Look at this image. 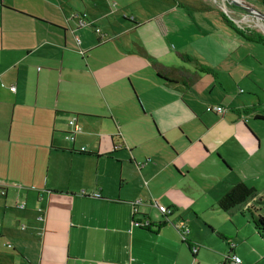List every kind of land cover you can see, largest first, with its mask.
<instances>
[{
	"label": "crops",
	"instance_id": "1",
	"mask_svg": "<svg viewBox=\"0 0 264 264\" xmlns=\"http://www.w3.org/2000/svg\"><path fill=\"white\" fill-rule=\"evenodd\" d=\"M106 1L112 19L97 0H0V184L9 185L0 192V264H202L209 256L188 212L195 183L207 179L195 170L210 158L230 172L234 153L257 156L245 131L259 144L258 136L240 123L264 121L256 117L264 116L258 42L209 4L218 12L151 0L165 6L140 14ZM76 14L91 24L80 26ZM207 77L215 87L197 94ZM214 104L225 113L206 110ZM127 128L144 138L131 139ZM121 149L142 153L149 181L168 173L160 197L172 213L138 206L135 218L150 219V228L132 224V198L98 170L99 160ZM207 181L199 188L205 193L217 185ZM195 211L202 219L205 209ZM184 225L199 246L196 256Z\"/></svg>",
	"mask_w": 264,
	"mask_h": 264
},
{
	"label": "rangeland",
	"instance_id": "2",
	"mask_svg": "<svg viewBox=\"0 0 264 264\" xmlns=\"http://www.w3.org/2000/svg\"><path fill=\"white\" fill-rule=\"evenodd\" d=\"M118 4L125 3L130 4L128 7L130 9L138 8L140 14L143 12H148L154 7H164L160 2L151 0H114ZM188 3H198L209 4L214 8L220 9L228 17H232L241 26H246L247 28L253 29L254 31L264 35V21L256 18L255 16L248 14L242 9L235 8L228 0H183ZM245 3L253 6L259 11L264 12V7L260 4L258 0H242ZM97 6L99 10L107 12L112 17L114 13L110 4L106 0H97ZM227 13H226V12ZM130 12V11H129ZM117 14H115L116 16ZM119 23H125L126 20L122 16L117 17ZM105 32V31H104ZM255 52L257 54V59L259 60L257 73L264 77V44L256 43L253 44ZM261 63V65H260ZM221 78L224 82L227 80L226 74H221ZM264 81V80H263ZM216 81H213L210 77L207 80L200 81L199 85L195 88L197 94H205L208 96L210 89L216 85ZM217 89V86H216ZM262 100L264 105V94H262ZM75 119V117H73ZM244 121L250 126V128L256 133L259 138V144L257 141L251 137L252 135L244 129ZM241 130L245 131V136L252 142L254 146L257 147L256 157L252 159L244 160V157H239L237 153H234L235 160L234 164L230 165L231 171H224L222 168L217 166L215 162H212L210 158L206 159L197 170H195L194 175L199 178H204L207 180L217 182V185L211 192L205 193V191L200 190V186L206 189L210 181L199 180V183H195L194 188H196V201L195 205L188 212V219L192 220L191 224L193 227V233L198 238L204 248V255L209 257L204 258L202 264H217L214 263L218 259V264H235L233 261H226L227 254L230 251L231 245L235 248L237 255L244 260V264H264V242L261 240L258 234H256L255 224L253 222L250 213L248 212L246 204L240 205L239 207L231 210L229 212H224L217 206V200L222 195H224L231 187V184L237 182L239 179H243L250 174L257 173L260 177L253 178V180H247V184L250 187L254 185L262 187L258 189L256 199H251L252 205L258 207V214L264 216V205L256 203V200L264 199V121H255L254 118L241 120ZM153 125V124H152ZM130 126V123H128ZM127 133L131 139H143L144 136L137 132L130 131L127 128ZM252 147L254 148V146ZM210 154H205L209 157ZM217 154H211L212 160L215 159ZM98 170L101 176H104L107 182L113 187H117V190L122 191L123 194L132 198V202L140 201L143 205L145 203L150 204V201H158L159 203L167 206L165 201H161L160 193L161 189L164 188V183L162 180L167 179L168 173L163 172L154 181H149V177L152 175L153 171L147 167V162L145 161L143 155L139 150L135 153L130 152V149H121L120 151L114 153L111 157L104 158L97 163ZM174 165L172 166V171L174 172ZM234 169V171H233ZM205 175V176H204ZM217 179L223 180L222 183L218 184ZM122 181V183H121ZM245 182V181H244ZM122 184V187H121ZM254 184V185H253ZM143 186L145 192L142 191L140 186ZM121 187V188H120ZM220 189V193H219ZM225 192V193H221ZM255 198V197H254ZM214 202H216L214 204ZM166 204V205H165ZM153 211L160 210L154 204L151 205ZM198 208L202 212V219H198L195 211ZM204 212V213H203ZM161 214V213H160ZM41 215V213H39ZM43 218V216H39ZM25 225V223H24ZM200 225V226H199ZM189 227V226H188ZM211 227L217 232H221L225 235V238H220L216 232H212ZM190 238V236H189ZM226 261V262H225ZM216 262V261H215ZM243 264V263H242Z\"/></svg>",
	"mask_w": 264,
	"mask_h": 264
},
{
	"label": "trees",
	"instance_id": "3",
	"mask_svg": "<svg viewBox=\"0 0 264 264\" xmlns=\"http://www.w3.org/2000/svg\"><path fill=\"white\" fill-rule=\"evenodd\" d=\"M158 1H162L165 3L171 4L173 7H184V8H188V9L195 8V9L204 10V11L214 10V8H212L211 6H208V5L203 4L201 2H198V3L196 2V4H193V3L191 4V3H188V2L183 1V0H158ZM258 1L264 7V0H258ZM232 6L235 8H239V7H236L234 5H232ZM239 9H241V8H239ZM217 10H214V11H217ZM220 14L233 29H235L237 32H239L243 36H245V38H247L251 41H254V42L264 44V35L263 34L258 33L256 31H254L253 29H249V28L239 29L236 26V24L223 11H220ZM142 54H143V52H142ZM144 54L146 55V53H144ZM159 76L165 80H168V81L172 80L170 77H168L167 74H165L163 72H161V73L159 72ZM256 117L258 119H264V116H261V115H257ZM80 152L86 153V154H93L92 152H88V151H80ZM8 187H9V185H7V184H0V192H3V194H5L6 191L8 190ZM255 195H256L255 187H250L248 184H246L243 181L236 182L218 200L217 206L222 211L229 212L232 209L239 207L240 205H243V204L247 205L251 201V199H254ZM256 201H257L256 203L264 205V199H259ZM130 204H131V202H130ZM247 210L250 213V216L252 217L253 222L255 224L256 234H258L259 237L261 238V240H263V242H264V216L257 213L258 207L256 205L248 206ZM211 230L216 232L220 238H225V236L222 233L215 231L213 228H211ZM185 241L191 247L194 244L193 242H190L189 240H185ZM234 250H235V248L231 245L229 254L227 255V258H226V261L231 262V257L235 254ZM191 252H192V250H191ZM192 254L194 256H196L195 253L192 252Z\"/></svg>",
	"mask_w": 264,
	"mask_h": 264
},
{
	"label": "built area",
	"instance_id": "4",
	"mask_svg": "<svg viewBox=\"0 0 264 264\" xmlns=\"http://www.w3.org/2000/svg\"><path fill=\"white\" fill-rule=\"evenodd\" d=\"M108 1H111L112 2V5L115 6L116 5V2L115 1H112V0H108ZM77 17H79V25L80 26H84V25H90L91 23L90 22H87V20L85 19V15L84 14H76ZM231 18L234 23L240 28V29H244V28H247L246 26H241L238 21H236L235 19H233L232 17H229ZM97 31H100L99 28H97ZM11 90L12 91H15L16 90V86L12 85L11 87ZM206 110L208 112H211V113H216V114H224L225 111H226V108L223 106V105H220V104H214V105H209L207 106ZM69 124L70 125H73L75 124V119L72 118L70 121H69ZM68 138L71 139V140H74L75 136L72 134V133H69L68 134ZM3 193V192H1ZM94 196L97 197V198H100L101 197V193L100 192H96L94 193ZM139 204H141L140 201H136V202H131V207H132V210H131V214H132V224L137 226V227H140V228H150L151 225H152V222L150 219L146 218V219H138V218H135V216L138 214V206ZM155 205L159 208V210L163 213V214H169V213H172V209L170 208H167L165 207L164 205H161L158 203V201L154 200L153 202L151 201V205ZM19 207L21 209H25V204H21L19 205ZM23 228H25V226H22ZM181 232H182V236L184 238V240H188V235L190 233V229L187 225H184L182 227H179ZM199 250V246L197 244H193L192 246V252L193 253H197ZM231 261H233L235 264H242V259L237 256L236 254H234L232 257H231Z\"/></svg>",
	"mask_w": 264,
	"mask_h": 264
},
{
	"label": "water",
	"instance_id": "5",
	"mask_svg": "<svg viewBox=\"0 0 264 264\" xmlns=\"http://www.w3.org/2000/svg\"><path fill=\"white\" fill-rule=\"evenodd\" d=\"M232 5L241 8L248 14H251L255 16L258 19H261L264 21V12L259 11L258 9L254 8L253 6L245 3L242 0H228ZM226 12V11H225ZM227 13V12H226Z\"/></svg>",
	"mask_w": 264,
	"mask_h": 264
},
{
	"label": "flooded vegetation",
	"instance_id": "6",
	"mask_svg": "<svg viewBox=\"0 0 264 264\" xmlns=\"http://www.w3.org/2000/svg\"><path fill=\"white\" fill-rule=\"evenodd\" d=\"M150 203H151V201H150Z\"/></svg>",
	"mask_w": 264,
	"mask_h": 264
}]
</instances>
